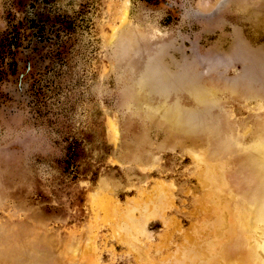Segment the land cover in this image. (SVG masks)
<instances>
[{
  "label": "rangeland",
  "instance_id": "1",
  "mask_svg": "<svg viewBox=\"0 0 264 264\" xmlns=\"http://www.w3.org/2000/svg\"><path fill=\"white\" fill-rule=\"evenodd\" d=\"M208 88L213 109L260 127L264 0H0V264H173L194 236L207 246L199 169L156 151L163 127L138 109ZM159 181L173 185L165 204L151 200ZM136 200L134 220L161 215L146 232L127 230Z\"/></svg>",
  "mask_w": 264,
  "mask_h": 264
},
{
  "label": "bare ground",
  "instance_id": "2",
  "mask_svg": "<svg viewBox=\"0 0 264 264\" xmlns=\"http://www.w3.org/2000/svg\"><path fill=\"white\" fill-rule=\"evenodd\" d=\"M216 93V89L211 88L197 92L194 104L189 106L178 103L171 105L165 102L157 104L145 103L146 105L142 109H138L142 112L143 116L153 118V121L148 123V125L155 124L163 127V139L155 145V150L161 151L177 147L183 153L188 154L191 158L193 168L199 169V172L196 171L198 172V178L195 180L198 179V182H200V185L205 190V195H203L202 200L206 203L204 206L200 205V208L204 207L201 208L203 209L202 215H206L207 218L200 216V219L204 220L203 224L205 223L209 226H204L206 229L211 228L212 231H209L213 236L210 237L211 234L209 233L210 238L207 241V246L202 243L203 248L196 247L197 244L199 245V238H195L200 235L204 236V233L201 234L199 231L200 235L198 234L197 237L194 236L192 239L193 243L194 240H197V244H193L196 249H191L192 246L189 249L186 244L187 240H183L185 244H182V241L181 246L184 245L186 250L187 248L189 249L188 254L181 253L172 262L173 264H185L186 262L188 264H264V120L259 125V128L252 125H242L233 112L223 111L222 103L213 109L208 105L207 100L214 97ZM139 96L137 100L141 98ZM142 100H144L143 97ZM214 110L216 112V118L211 113ZM250 110L253 115L258 117L260 111L264 112V101H256ZM202 111H204L206 116L197 115V113H201ZM236 111H238V108ZM205 125H208V127L197 131ZM144 143L148 144L149 141H145ZM138 158L142 161L146 160L147 162L153 158L151 161L155 162V155L150 150H143ZM129 159L132 160L131 156ZM235 160L238 161L237 167L233 165ZM170 188H173L171 182L159 181L155 189V194L153 197L151 196V200L159 204L167 203L168 195H172V193H166ZM149 201L147 203H150ZM201 203L203 204V202ZM138 204V201L137 203L131 202L126 204L124 209L128 232H132L134 228H139L138 230L140 232H146V218L151 215L161 217L156 208L154 210L155 212L151 211L149 213L147 212V206H145L142 208L143 215H141L143 218L146 217L145 220L143 218L141 222L139 221L141 219L134 220L133 211L139 210ZM198 206L196 205L195 207ZM169 207H172V205ZM158 208L161 210V207ZM193 214L197 215V213ZM195 222H192V228H194ZM160 223L162 225V222ZM198 226L196 223L197 228H199ZM196 229L194 228V231ZM206 229H204L205 233ZM149 237L152 236L149 235ZM170 239L169 237L168 241ZM200 239L203 241L202 237ZM202 241L199 240V242ZM190 242L188 241L187 243L190 244ZM146 244L148 243L146 242ZM146 246L148 248V245ZM177 247L179 248V246ZM167 248L170 247L168 246ZM144 261L146 260L144 259Z\"/></svg>",
  "mask_w": 264,
  "mask_h": 264
}]
</instances>
